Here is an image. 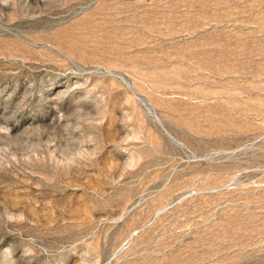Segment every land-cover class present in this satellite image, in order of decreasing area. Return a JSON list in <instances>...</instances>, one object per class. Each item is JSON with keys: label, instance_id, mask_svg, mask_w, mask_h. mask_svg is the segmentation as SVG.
I'll use <instances>...</instances> for the list:
<instances>
[{"label": "rangeland", "instance_id": "rangeland-1", "mask_svg": "<svg viewBox=\"0 0 264 264\" xmlns=\"http://www.w3.org/2000/svg\"><path fill=\"white\" fill-rule=\"evenodd\" d=\"M0 264H264V0H0Z\"/></svg>", "mask_w": 264, "mask_h": 264}]
</instances>
